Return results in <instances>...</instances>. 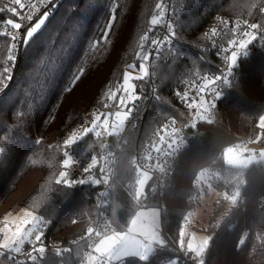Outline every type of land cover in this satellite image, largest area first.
<instances>
[{
  "label": "trees",
  "instance_id": "16d2710c",
  "mask_svg": "<svg viewBox=\"0 0 264 264\" xmlns=\"http://www.w3.org/2000/svg\"><path fill=\"white\" fill-rule=\"evenodd\" d=\"M160 2L61 0L41 29L24 43L13 80L0 99V228L4 217L21 206L33 212L37 222L48 225L50 236L69 242L84 232L90 219L98 218L97 206L88 198L98 184L90 181L100 177L96 161L103 148L118 144L119 139L91 132L79 136L91 126L95 114L106 110L108 84H122L124 72L138 67L141 37L155 32L157 25L150 21L158 16ZM261 8L264 0H189L180 15L176 58L154 67L159 99L147 110L144 137L168 117L189 119L171 88L190 67L208 68L199 46L214 17H248L263 30ZM113 14L116 19L105 41L104 25ZM9 47L8 39L1 41L0 82L5 81ZM80 69L82 75L73 84ZM217 114L214 121H201L204 134L181 154L176 171L167 179L162 214L165 242L155 244L148 260L128 257L118 264L178 260L182 224L192 207L196 180L204 172L211 174L212 185L227 197L237 192L244 196L242 203L224 214L220 213L223 205L216 206L208 226L200 229L211 234L204 264H264V161L238 168L224 159L225 150L239 142H256V147L264 149V125H259L264 116V50L244 63L235 85L219 100ZM137 136L136 131L127 130L124 137L119 164L122 184L137 177L130 164ZM68 160L72 163L67 167ZM137 192L121 186L114 190L111 220L115 231L127 230L138 210L158 207L150 186L140 196ZM244 234L248 239L239 248ZM87 248L88 242L83 241L61 258L50 254L27 264H81L86 256L90 261L94 248L86 255ZM183 248L188 250L186 245ZM10 263L7 254H0V264Z\"/></svg>",
  "mask_w": 264,
  "mask_h": 264
},
{
  "label": "built area",
  "instance_id": "2783aa9c",
  "mask_svg": "<svg viewBox=\"0 0 264 264\" xmlns=\"http://www.w3.org/2000/svg\"><path fill=\"white\" fill-rule=\"evenodd\" d=\"M60 1L50 0L49 3L43 4L37 3V0H31L32 3H37L38 11L30 13L27 8L29 0H23L26 4L25 9L12 5L10 0H0V8L17 7V11L20 12L21 16L32 14L31 21L25 20L18 31L13 30V34L18 37L15 41L17 47L13 49L12 53L15 59H8L5 65L4 70L9 69V71L5 75V81L0 82L2 84L0 86V99L13 80L27 29L45 14L54 12ZM188 2L189 0H161L159 3L162 9V11L158 9L160 22L157 24L155 32L147 35L148 39L143 42V53L140 58V62L148 69V75L140 80L139 85L136 87L138 99L127 118L126 127L115 134L119 139V143L116 145L107 144L97 160L100 165L101 180L88 198L96 204L99 213L98 218L90 219L84 232L69 242L50 236L48 225L40 222H37V224L27 223L20 228V231L13 229L14 238L7 245L2 244L4 237L0 235V254H7L11 260L10 264H27L29 261L40 262L50 254H56L61 258L64 252H73V246L83 241L88 242L85 253L86 255L89 254L99 240L116 230V226L111 220L114 190L118 186L127 191L136 190L138 179L140 180L144 175L149 177L147 186H150L151 191L154 192L156 199L161 204V213L163 212L162 202L166 194L168 177L176 171L180 156L190 147L191 141L203 135V130L198 128V119L190 123H184L177 118L168 117L150 133V136H143L147 110L153 102L159 99L154 67L157 63H168L176 58L177 44L180 37V15ZM7 19L21 22L20 18L12 13L0 11V26H3ZM252 23L254 22L247 17L239 19L221 15L214 17L205 30L207 37L205 44L199 46L204 54L202 61L209 62L211 60L212 67L204 73L188 71L186 77H184L185 72H182V80L171 89L174 98L184 108H196L203 100L217 97L222 89L223 91L226 89L225 87L232 88L238 80L239 72L244 63L257 52L264 50V29H256L254 30L256 39L246 49L235 48L239 53L237 63L233 66L227 59L233 50V46L228 41L230 39L239 40L244 31H252L246 27V24ZM235 25H238V27H234ZM213 29H216L215 36H212ZM3 30V27H0V31ZM244 38L247 39V37ZM5 39L10 41V46L14 43L7 35H0V46L1 41ZM144 57L148 58L145 59ZM119 85L121 83L111 86L110 90L116 91ZM120 94L117 93V95ZM115 101L116 99L109 100L108 98L106 107L113 106ZM140 107L144 108V112H139ZM127 130L138 133L130 158V164L137 172V181L122 184L119 176V164ZM75 220L78 221L79 218L76 216ZM178 260L181 264H204L206 256L205 254L198 255L185 250L179 251ZM123 261L108 263L105 260H97L90 262L86 256L81 264H118Z\"/></svg>",
  "mask_w": 264,
  "mask_h": 264
},
{
  "label": "rangeland",
  "instance_id": "374dc122",
  "mask_svg": "<svg viewBox=\"0 0 264 264\" xmlns=\"http://www.w3.org/2000/svg\"><path fill=\"white\" fill-rule=\"evenodd\" d=\"M217 15L225 16L222 14ZM239 18L242 17H238L235 19ZM206 40L207 37L204 31V41L206 42ZM205 42L201 45L205 44ZM208 63L210 64V66H208V68L206 69H200L198 67H195L193 69L190 67L191 69L183 71L185 72L184 77L187 76L186 73L188 71H198L199 73L209 71L210 67H212L211 60H209ZM142 65L143 64L140 62L138 67L135 66L130 70V72H132L134 76L142 75L140 72V67ZM203 65H205V63ZM143 79L134 80L133 83L137 87L140 83V80ZM110 85L111 84H108L109 88L111 87ZM225 88L226 89L224 91L222 89L223 92L221 91V93L217 97L213 99L203 100L198 107L190 109L184 108L173 96L177 103L181 105L188 114L189 119L184 123H190L198 119V128L200 130V124L202 120H216L218 118L217 112L219 100L223 97L224 92L231 87L227 86ZM121 94L116 96V101L111 107H106V100L108 99V97L106 98V110L104 109L103 112L95 114L91 126L79 137L85 136L90 132L96 136L115 135L124 130L130 111L132 110L135 101L138 99V93L135 90L134 95L136 96V98L127 102L123 99V97H120ZM259 125H264V116L260 119ZM202 132V134H204V131ZM259 138L260 134L257 135V140ZM193 141L194 140L191 141V144ZM255 145L256 142L245 141L236 143L232 147H228L224 152V159L226 161V164L233 167L245 168L251 166L254 163L264 161V149H260ZM71 163V160H68L66 162V166H70ZM97 163L98 162L96 161V164ZM100 180L101 177L99 179L93 178L91 179L90 183L92 185H97ZM136 181L137 177L134 182ZM148 182L149 177L147 175H144L140 180L138 179V196H140L147 188ZM195 184L196 192L193 199L191 200L192 207L187 213L186 219L182 224L180 232L178 254L179 251L184 250V245L187 246V251L191 253H196L198 255L205 254L206 250L210 246L211 234L200 231V229L206 228L208 226L210 217L216 206L223 205V207H220V213L224 214L229 211L233 205L242 203L244 200V196H242L241 193L237 192L234 193L233 196L227 197L226 192L216 189V187H214L211 183V174H209L208 172L199 174ZM225 197H227V199L225 200V202H222L221 199ZM157 205L158 207L148 205L145 208L138 210L134 217L131 219L127 230L114 231L112 234L106 235L101 240H99L95 246L96 255L98 257H103V259H105L108 263L117 262L120 258L130 256L147 260L148 257L153 254L155 244H163L165 242L162 220V214L165 210V200H163L162 202V213L160 210L161 204L159 201ZM221 210L223 212H221ZM37 220L38 217L33 212L25 209L24 207L16 206V208H14L6 215V217H4L1 224L0 235H3L4 237L2 244L7 245L12 241V239L14 238V232L12 231L13 228H16L18 229V231H20L21 227H23L27 223H30L31 221L34 224H37ZM247 239L248 236L244 234L238 244L239 248L246 243ZM169 264L180 263L179 260L174 259L170 261Z\"/></svg>",
  "mask_w": 264,
  "mask_h": 264
},
{
  "label": "snow or ice",
  "instance_id": "6c2138e0",
  "mask_svg": "<svg viewBox=\"0 0 264 264\" xmlns=\"http://www.w3.org/2000/svg\"><path fill=\"white\" fill-rule=\"evenodd\" d=\"M49 2H50V0H37V3L47 4ZM10 3L12 5L18 6L20 9H25V7H26V4H25V2H23V0H10ZM37 3H32L31 0H29V2L27 4V8L29 9L30 13H34L35 11H38ZM157 8L161 9V6L158 4ZM0 11H8V12L12 13L13 15L19 17L21 20V22H16L13 19H7L5 24L3 26H0V27H3V29H4L3 31H0V35H7L10 38V40L14 42L11 44V46L8 49V52H9L8 59L14 60L15 56L12 53H13V49H15L17 47V44L15 43V41H17L18 37L13 34V30L18 31L22 27L23 21H25V20L31 21L32 20V14H25V15L21 16L20 12L17 11V7L0 8ZM161 11H162V9H161ZM260 11L262 13H264V8H261ZM112 12L113 13L115 12V6H113V8H112ZM46 19H47V14H45V16L43 18L39 19V21L37 23H35L34 26L27 29L26 34H25V39H24L25 44H27L29 42V40L34 36V34H36L38 32V30L41 29V27L45 24ZM115 19H116V17L113 14L111 16V19L108 21V23L106 25H104V40L105 41H107V34L112 29V25H113V22L115 21ZM159 22H160V18L156 15H154L150 21L151 25H153V26L157 25ZM234 27H238V25H235ZM246 27L248 29H251L252 31H244L239 40L230 39L228 41V43L233 46V50L231 51V54L229 57H227V59H228L229 63L233 66L237 63V58L239 55V53L235 50V48L238 47L241 50L246 49L247 46L253 40L256 39V35L254 33V30L259 29L260 25L257 23H252V24H246ZM173 34H175V33H173ZM215 35H216V29H213L212 30V36H215ZM244 37H247V39H245ZM147 39H148L147 36L141 37V45H143V42ZM144 58L147 59L148 57H144ZM131 67H135V66L133 65ZM8 71H9V69H5L4 75H6L8 73ZM140 72L142 74L140 76H133L129 72H124L122 84L118 86L116 91L109 90V92L106 93L109 100L115 99L117 96V93H122L120 97H123V99L126 102L135 99L136 96L134 95V93L136 90V85L132 81L137 80V79H143L145 76L148 75V69L142 65L140 67ZM80 75H82V69L78 70L74 74L73 81H72L73 84L76 81H78V79L80 78ZM0 86H2V84H0Z\"/></svg>",
  "mask_w": 264,
  "mask_h": 264
},
{
  "label": "crops",
  "instance_id": "0c3cea01",
  "mask_svg": "<svg viewBox=\"0 0 264 264\" xmlns=\"http://www.w3.org/2000/svg\"><path fill=\"white\" fill-rule=\"evenodd\" d=\"M137 195H138V192H137ZM96 246V245H95ZM152 255H150L149 257H148V259L151 257ZM130 257H132V256H130ZM126 258H128V257H124V258H120L119 259V261H121V260H125ZM136 258H138V257H136ZM99 259H103V257H98L97 255H96V251H95V247H94V249H93V251L91 252V254H90V261H96V260H99ZM139 259H142V258H139ZM147 259V260H148ZM105 260V259H104ZM143 260V259H142ZM119 261H117V262H119ZM112 263H116V262H112Z\"/></svg>",
  "mask_w": 264,
  "mask_h": 264
},
{
  "label": "water",
  "instance_id": "95a60500",
  "mask_svg": "<svg viewBox=\"0 0 264 264\" xmlns=\"http://www.w3.org/2000/svg\"><path fill=\"white\" fill-rule=\"evenodd\" d=\"M126 72H129V73H131L133 76H134V74L132 73V72H130V71H126ZM133 82V81H132Z\"/></svg>",
  "mask_w": 264,
  "mask_h": 264
}]
</instances>
